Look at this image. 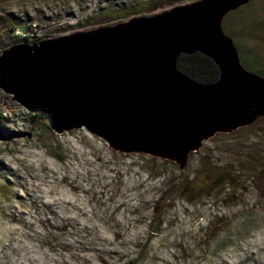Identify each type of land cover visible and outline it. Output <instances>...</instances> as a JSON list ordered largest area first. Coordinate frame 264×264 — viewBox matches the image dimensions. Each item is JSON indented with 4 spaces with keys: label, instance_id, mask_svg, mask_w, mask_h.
<instances>
[{
    "label": "rangeland",
    "instance_id": "374dc122",
    "mask_svg": "<svg viewBox=\"0 0 264 264\" xmlns=\"http://www.w3.org/2000/svg\"><path fill=\"white\" fill-rule=\"evenodd\" d=\"M124 1L0 0V47L11 25L65 36ZM229 21L240 64L264 78V0ZM24 111L0 89V264H264L263 115L203 141L180 167L116 152L84 127L57 133L45 118L42 128ZM203 163L232 180L199 194L200 176L178 191Z\"/></svg>",
    "mask_w": 264,
    "mask_h": 264
},
{
    "label": "water",
    "instance_id": "95a60500",
    "mask_svg": "<svg viewBox=\"0 0 264 264\" xmlns=\"http://www.w3.org/2000/svg\"><path fill=\"white\" fill-rule=\"evenodd\" d=\"M248 1L197 0L112 26L10 46L0 52V89L28 112H45L52 131L84 127L116 152L183 167L187 155L214 134L264 116V78L242 67L221 29L224 16ZM195 51L217 64L215 83L199 84L176 70L177 57ZM249 105L260 111L229 126L227 117L241 115ZM195 127L214 129L195 132ZM181 134L192 136L187 141ZM157 151L166 154H152Z\"/></svg>",
    "mask_w": 264,
    "mask_h": 264
},
{
    "label": "trees",
    "instance_id": "16d2710c",
    "mask_svg": "<svg viewBox=\"0 0 264 264\" xmlns=\"http://www.w3.org/2000/svg\"><path fill=\"white\" fill-rule=\"evenodd\" d=\"M184 0H166L162 1L160 3H155L153 0H127L124 1L122 4H120L117 8L113 10H108L107 12L101 14L98 19H92L91 17H87L89 21H87V26H92L95 28L99 26H112L118 23L125 22L129 19L141 17V16H149L153 12H155L157 9L160 8H173L177 6L176 3L183 2ZM187 1L186 4L197 1V0H185ZM234 14V10L228 12L221 22V29L223 33L229 37L233 45L236 48V51L239 52L238 46L235 43V39L232 35V30L230 29L232 24L229 21L230 16ZM16 23V22H15ZM15 27V25H11L10 28H8L7 34L9 37V40L5 45H2L0 47V52L7 49L10 46L19 44V43H27V44H34V39H21L18 37H14L12 34V30ZM43 36H41V40H43ZM37 41V42H39ZM175 68L176 70L187 76L192 81L203 84V85H210L215 83L218 80L219 77V68L217 64L207 55L195 51L192 53H181L175 62ZM24 114H29L28 121L36 124L38 126H41L42 128L48 129L49 125L43 123V120L47 117L46 113L43 111H37L32 113H26L24 111ZM1 118V115H0ZM264 118V116L262 117ZM239 129V128H238ZM238 129L234 130L237 131ZM232 131L231 133H233ZM216 134H214L215 136ZM188 170V167H187ZM202 177L199 179V177ZM197 178V179H196ZM203 178H205L203 180ZM196 180H193L192 182L188 180V173H185L182 175V177L178 178L176 188L178 191H184L188 190L191 192L190 186L193 185L194 182L197 181V188L200 193H208L210 190L218 186L219 184L223 183L226 180H232L231 177L222 171H219L218 169L211 167L209 164H202V167L199 171V173L195 177ZM191 195L193 193H184ZM198 196V195H197ZM166 198H168L166 195L162 197V201H164ZM196 198V197H193ZM157 226H155L154 230L157 229Z\"/></svg>",
    "mask_w": 264,
    "mask_h": 264
},
{
    "label": "bare ground",
    "instance_id": "6f19581e",
    "mask_svg": "<svg viewBox=\"0 0 264 264\" xmlns=\"http://www.w3.org/2000/svg\"><path fill=\"white\" fill-rule=\"evenodd\" d=\"M18 38H20V37H18ZM28 39H31V38H28ZM19 44H27V43H19ZM27 45H33V44H27ZM2 58H3V54L0 56V66H1ZM262 105L264 106V100L262 102ZM256 111L257 112L260 111V107L259 106H257V105H249V106H247L244 109V112L241 115L228 116L227 118L231 122V125H229V126L237 125L239 123V121L242 118H244V117L245 118H250L251 117V113L253 114ZM75 127H78V126H75ZM223 127H228V126H223ZM69 128H72V127H68V128H57V127H54L53 130L56 131L57 133H60V132H64L65 129H69ZM211 129H214V127H210L207 130L204 129L202 131L199 130L198 128H196V127L194 128L195 132H205V131H210ZM180 136H181L182 140H187L188 141L189 139H191L192 134H181ZM190 142H192V141H190ZM168 153H173V150L169 149ZM152 154L162 155V154H166V153L162 152V151H157V152H153Z\"/></svg>",
    "mask_w": 264,
    "mask_h": 264
},
{
    "label": "built area",
    "instance_id": "2783aa9c",
    "mask_svg": "<svg viewBox=\"0 0 264 264\" xmlns=\"http://www.w3.org/2000/svg\"><path fill=\"white\" fill-rule=\"evenodd\" d=\"M12 34L14 37H20L23 39L34 38V44L39 43V40H41V35L38 33L35 24H31L27 27L15 26L12 30ZM25 111L27 110L25 109Z\"/></svg>",
    "mask_w": 264,
    "mask_h": 264
}]
</instances>
